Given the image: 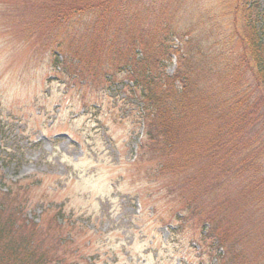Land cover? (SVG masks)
<instances>
[{
    "label": "trees",
    "instance_id": "16d2710c",
    "mask_svg": "<svg viewBox=\"0 0 264 264\" xmlns=\"http://www.w3.org/2000/svg\"><path fill=\"white\" fill-rule=\"evenodd\" d=\"M214 2L0 0V19L24 26L62 83L132 107L122 118L142 131L137 163L166 193L172 233L191 230L208 264H264V0ZM3 188L0 264L93 263L70 259L61 209L38 222L50 213L23 200L28 186Z\"/></svg>",
    "mask_w": 264,
    "mask_h": 264
},
{
    "label": "rangeland",
    "instance_id": "374dc122",
    "mask_svg": "<svg viewBox=\"0 0 264 264\" xmlns=\"http://www.w3.org/2000/svg\"><path fill=\"white\" fill-rule=\"evenodd\" d=\"M15 21L0 19L1 188L28 186L23 200L44 202L50 213L37 208L31 215L38 222L63 211L74 230L64 234L66 252L75 250L71 260L88 252L92 264H208L191 230L171 232L179 223H170L166 193L137 163L142 131L132 117L122 118L132 107L95 103L96 90L62 83L47 59L32 55L36 45ZM100 103L97 122L90 104Z\"/></svg>",
    "mask_w": 264,
    "mask_h": 264
}]
</instances>
